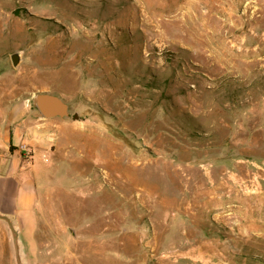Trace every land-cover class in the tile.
<instances>
[{"label": "rangeland", "instance_id": "1", "mask_svg": "<svg viewBox=\"0 0 264 264\" xmlns=\"http://www.w3.org/2000/svg\"><path fill=\"white\" fill-rule=\"evenodd\" d=\"M257 2L0 0L1 107L49 92L70 110L35 223L0 220V264H184L185 236L213 233L211 205L264 193ZM259 206L260 240L228 249L232 264H264Z\"/></svg>", "mask_w": 264, "mask_h": 264}, {"label": "crops", "instance_id": "2", "mask_svg": "<svg viewBox=\"0 0 264 264\" xmlns=\"http://www.w3.org/2000/svg\"><path fill=\"white\" fill-rule=\"evenodd\" d=\"M257 3L262 10L258 32L260 59L258 69L264 73V0H258ZM252 33L253 29L248 28L243 32V40L250 39ZM261 103L264 120V95ZM55 119L58 118H43L30 101L14 102L3 108L0 105V215L5 217L0 220L13 223L21 232L25 230L28 222L34 224L36 220L40 183L47 178L46 162L42 156L50 145L51 134L61 125V122ZM23 144L29 145L33 150V160L29 162L25 161L21 151ZM213 181L216 186L224 184L232 186L233 183L243 185L246 180H212V183ZM212 188L207 191L208 194ZM224 192L223 190L222 194ZM228 196L227 194L223 196L224 203L221 209L213 210L214 205L208 209L209 216L215 223L212 235L199 239L185 236L184 247L190 251L183 256L185 259L181 260L184 264H232L233 260L227 256L228 249L231 247L242 249L244 238L259 239L260 234L249 224V218L255 210L254 207L260 208L259 203L264 202V193L249 195L241 192L240 195H232L226 199ZM251 199L254 205L249 203ZM229 202H235L232 204L234 209L230 208ZM237 209H240L242 215L245 211V216H240ZM232 223H237L235 232L226 228H230ZM218 226L227 233V239H224Z\"/></svg>", "mask_w": 264, "mask_h": 264}, {"label": "water", "instance_id": "3", "mask_svg": "<svg viewBox=\"0 0 264 264\" xmlns=\"http://www.w3.org/2000/svg\"><path fill=\"white\" fill-rule=\"evenodd\" d=\"M11 60L13 65L17 67L22 60L21 53H13L11 55ZM34 105L43 118H64L70 116L69 105L63 100V98L49 92H40L37 94L34 100ZM76 116L77 114H75L74 117L76 118ZM0 218L5 217L0 215Z\"/></svg>", "mask_w": 264, "mask_h": 264}, {"label": "built area", "instance_id": "4", "mask_svg": "<svg viewBox=\"0 0 264 264\" xmlns=\"http://www.w3.org/2000/svg\"><path fill=\"white\" fill-rule=\"evenodd\" d=\"M21 151L23 153L25 161L29 162V161L33 160V150L31 149V147L29 145L23 144L21 146ZM42 159L44 162L49 161L48 156L46 154H44L42 156Z\"/></svg>", "mask_w": 264, "mask_h": 264}, {"label": "bare ground", "instance_id": "5", "mask_svg": "<svg viewBox=\"0 0 264 264\" xmlns=\"http://www.w3.org/2000/svg\"><path fill=\"white\" fill-rule=\"evenodd\" d=\"M142 158H143V156H142ZM141 158V159H142ZM132 160V159H131ZM136 161V160H135ZM154 162V161H153ZM149 164V163H148ZM148 164H146V165H148ZM151 165V164H150ZM138 168H140V167H138ZM145 168V167H144ZM146 172V171H145ZM145 174V173H144ZM172 175V174H171ZM174 179V178H173ZM175 180V179H174ZM187 236V235H186ZM197 250V249H196ZM197 253V252H196ZM175 256V255H174ZM169 258V257H168ZM171 258V257H170ZM206 259V258H205ZM211 261V260H210ZM213 261V260H212ZM198 262V261H197Z\"/></svg>", "mask_w": 264, "mask_h": 264}]
</instances>
